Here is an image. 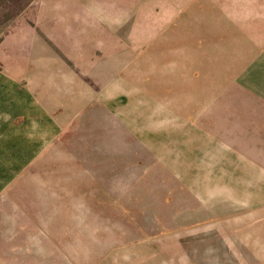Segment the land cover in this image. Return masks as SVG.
I'll list each match as a JSON object with an SVG mask.
<instances>
[{
	"label": "rangeland",
	"instance_id": "1",
	"mask_svg": "<svg viewBox=\"0 0 264 264\" xmlns=\"http://www.w3.org/2000/svg\"><path fill=\"white\" fill-rule=\"evenodd\" d=\"M160 1L0 0V58L27 57L41 34L84 74L113 51L145 50L135 43L148 19L193 7ZM158 52L126 61L114 99L93 102L50 146L0 147V264H264L263 147L249 115L230 83L219 97L217 77L153 95L144 79L156 65L175 84L193 77L171 48Z\"/></svg>",
	"mask_w": 264,
	"mask_h": 264
},
{
	"label": "crops",
	"instance_id": "2",
	"mask_svg": "<svg viewBox=\"0 0 264 264\" xmlns=\"http://www.w3.org/2000/svg\"><path fill=\"white\" fill-rule=\"evenodd\" d=\"M190 4L193 7L182 17L171 6L174 15L169 22L151 18L143 24L146 35L135 45L145 44V50L113 51L93 61L84 74L41 34L33 35L27 57L0 58V147L50 146L69 124L82 120L93 102L114 99L116 80L131 75L124 67L126 61L133 58L131 67L154 63L159 56L156 48L162 46L171 48L178 65L188 67L186 76L193 77L175 84L167 72H157L156 65L144 79L156 83L153 95L168 100L177 91L194 93L205 77L212 76L218 79L215 92L219 89V97L226 99L230 83L236 106L249 115L251 142L263 147L256 151L257 161H264V0H192ZM104 13L107 24L114 23V17ZM200 51L204 53L196 54Z\"/></svg>",
	"mask_w": 264,
	"mask_h": 264
}]
</instances>
